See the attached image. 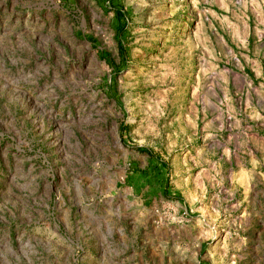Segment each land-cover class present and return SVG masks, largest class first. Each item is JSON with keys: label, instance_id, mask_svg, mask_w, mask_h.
Returning <instances> with one entry per match:
<instances>
[{"label": "rangeland", "instance_id": "1", "mask_svg": "<svg viewBox=\"0 0 264 264\" xmlns=\"http://www.w3.org/2000/svg\"><path fill=\"white\" fill-rule=\"evenodd\" d=\"M0 264H264V0H0Z\"/></svg>", "mask_w": 264, "mask_h": 264}, {"label": "trees", "instance_id": "2", "mask_svg": "<svg viewBox=\"0 0 264 264\" xmlns=\"http://www.w3.org/2000/svg\"><path fill=\"white\" fill-rule=\"evenodd\" d=\"M138 151L141 152V153H145V154H147L149 156L152 155V153L150 151H148L147 149H144V148H139Z\"/></svg>", "mask_w": 264, "mask_h": 264}]
</instances>
